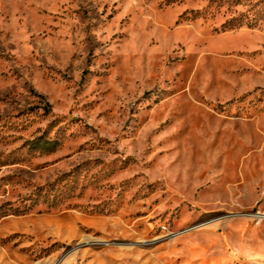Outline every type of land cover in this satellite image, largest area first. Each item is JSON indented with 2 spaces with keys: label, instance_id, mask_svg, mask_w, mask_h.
Here are the masks:
<instances>
[{
  "label": "rangeland",
  "instance_id": "obj_1",
  "mask_svg": "<svg viewBox=\"0 0 264 264\" xmlns=\"http://www.w3.org/2000/svg\"><path fill=\"white\" fill-rule=\"evenodd\" d=\"M0 264H264V0H0Z\"/></svg>",
  "mask_w": 264,
  "mask_h": 264
},
{
  "label": "trees",
  "instance_id": "obj_2",
  "mask_svg": "<svg viewBox=\"0 0 264 264\" xmlns=\"http://www.w3.org/2000/svg\"><path fill=\"white\" fill-rule=\"evenodd\" d=\"M48 106V111L50 110V105H47Z\"/></svg>",
  "mask_w": 264,
  "mask_h": 264
}]
</instances>
